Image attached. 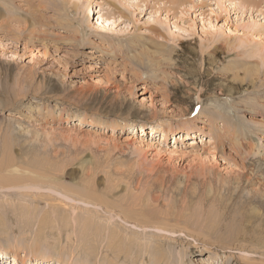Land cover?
Segmentation results:
<instances>
[{
    "label": "rangeland",
    "instance_id": "374dc122",
    "mask_svg": "<svg viewBox=\"0 0 264 264\" xmlns=\"http://www.w3.org/2000/svg\"><path fill=\"white\" fill-rule=\"evenodd\" d=\"M0 36V264H264V0H0Z\"/></svg>",
    "mask_w": 264,
    "mask_h": 264
},
{
    "label": "bare ground",
    "instance_id": "6f19581e",
    "mask_svg": "<svg viewBox=\"0 0 264 264\" xmlns=\"http://www.w3.org/2000/svg\"><path fill=\"white\" fill-rule=\"evenodd\" d=\"M247 1H250V0H247ZM238 3H241V1H239ZM189 7H191V6H189ZM208 25H209V27H207V25H203V29L204 30H211L212 28H214L215 27V25L212 23V22H209L208 23ZM1 37V36H0ZM256 52H258V53H254L256 56H259L261 59H262V61L264 62V54L263 53H261L260 51H256ZM262 65V63H261V61H257L256 62V70H258L259 68H260V66ZM201 114H203V112L201 111L200 112V114L199 115H197L195 118H194V120H191V122H189L188 124H190V125H188L187 127V130H186V132L185 133H182V135H181V132H179V131H177V130H173L172 129V132L170 133L171 135H173V136H176V135H180V137L182 136L183 138H189V137H193V138H197L196 136H195V134H196V132L194 131V130H197V127H196V124L194 123L195 121H199V117L201 116ZM211 116L212 115H209L208 117H210L209 118V120H207V119H205L206 120V122H209L210 123V125H213V124H215L214 122L216 121L215 120V118H211ZM199 130V129H198ZM221 130V134L219 135V137L220 138H222L223 139V137H225V136H228V134H231V132H232V129H231V126H229L228 124H226V122H224L223 123V128H221L220 129ZM234 130V129H233ZM191 131V132H190ZM194 131V132H193ZM236 131V130H235ZM163 136L164 137H167L168 136V133H166V130L164 129L163 130ZM236 133V132H235ZM233 137H235L234 136V134H233ZM227 138V137H226ZM244 147H246V145L244 144V143H241L240 145H239V147H237V149H238V151L240 150V149H242L244 152H247V151H245L244 150ZM6 157H8V156H6ZM8 160L7 161H9L10 163H12L11 162V160L12 159H10V158H7ZM8 164V162H6L5 164H3V166L1 165V167L3 168V169H5V168H7L6 167V165ZM12 165V164H11ZM10 166V165H9ZM17 168V167H16ZM17 175V174H16ZM1 177V176H0ZM13 177V176H12ZM10 179H12V180H10ZM16 180L14 179V178H8L7 176H2L1 178H0V183H8V184H10V183H13V182H15ZM2 185H4V184H2ZM5 186V185H4ZM95 197H97V196H95ZM97 199V198H96ZM98 200V199H97ZM94 203V202H93ZM146 226H148V225H146ZM145 226V227H146ZM1 250V249H0ZM3 252H6V253H8V251L7 250H2L1 251V253L3 254ZM0 259H3L1 256H0ZM19 258L17 257V255L16 254H14L13 255V262H16L17 260H18ZM22 260H24V259H22ZM57 260L58 261H60V259H58L57 258Z\"/></svg>",
    "mask_w": 264,
    "mask_h": 264
}]
</instances>
